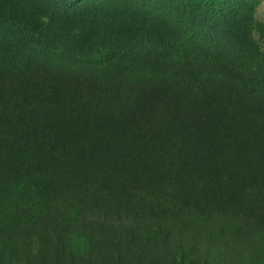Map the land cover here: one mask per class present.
<instances>
[{"label":"trees","instance_id":"16d2710c","mask_svg":"<svg viewBox=\"0 0 264 264\" xmlns=\"http://www.w3.org/2000/svg\"><path fill=\"white\" fill-rule=\"evenodd\" d=\"M0 264H264V0H0Z\"/></svg>","mask_w":264,"mask_h":264}]
</instances>
